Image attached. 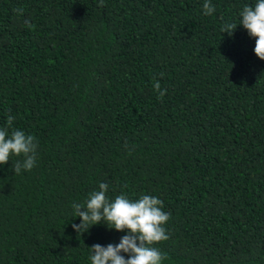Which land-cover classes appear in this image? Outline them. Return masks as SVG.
Masks as SVG:
<instances>
[{"label": "trees", "instance_id": "obj_1", "mask_svg": "<svg viewBox=\"0 0 264 264\" xmlns=\"http://www.w3.org/2000/svg\"><path fill=\"white\" fill-rule=\"evenodd\" d=\"M256 2L0 0V129L38 144L30 171L0 165V264H91L119 243L71 226L101 182L163 202L161 264H264V60L239 25Z\"/></svg>", "mask_w": 264, "mask_h": 264}, {"label": "clouds", "instance_id": "obj_2", "mask_svg": "<svg viewBox=\"0 0 264 264\" xmlns=\"http://www.w3.org/2000/svg\"><path fill=\"white\" fill-rule=\"evenodd\" d=\"M103 0H101V6ZM204 13L211 15L215 8L210 0L203 4ZM15 11L22 14L23 9ZM240 22L250 37L255 38V55L264 60V0H257L254 6L246 5L240 12ZM30 25L29 21H25ZM236 23H225L222 33L231 35L237 28ZM154 91L162 98L165 91L161 90L159 81L154 82ZM14 117H8V125ZM38 144L33 135L22 130L9 128L0 129V165L6 164L10 156H23L13 166L15 174L21 169L30 171L35 166ZM109 185L101 182L97 191L90 193L83 203H73L75 216L80 224L73 223L72 228L78 233L88 231L96 224L104 222L116 231H125L119 243H109L103 246L99 243L89 247L91 264H161L166 257L153 245L170 238L164 225L170 219V213L163 210V202L155 196L142 195L132 200L121 194L110 200L106 193Z\"/></svg>", "mask_w": 264, "mask_h": 264}]
</instances>
